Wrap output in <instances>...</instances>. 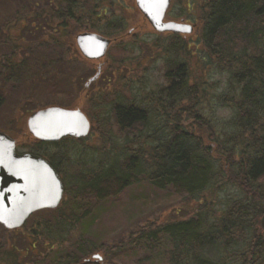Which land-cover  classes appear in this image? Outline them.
I'll return each instance as SVG.
<instances>
[{"label":"trees","instance_id":"obj_1","mask_svg":"<svg viewBox=\"0 0 264 264\" xmlns=\"http://www.w3.org/2000/svg\"><path fill=\"white\" fill-rule=\"evenodd\" d=\"M114 1L0 0V77L6 79L0 81L13 85L8 80L18 81L21 72L28 79L34 75L33 67L36 70L37 66L30 59L36 61L38 45L42 49H47L45 42L50 41L67 49L71 47L68 45H75L63 40L73 22L79 29L89 26L107 35L105 28L116 35L124 31L128 22L124 15H110L109 5ZM188 6L195 7L187 9L188 14L196 12L194 49L186 45L181 34L171 32L164 36L167 43L163 40L160 51L165 57V86L150 92L142 102L120 101L114 105V122L127 141L113 149V163L94 160L75 178V194L93 199L115 197L143 176L156 189H172L193 199L197 207L192 217L139 229L134 241L154 242L159 235L165 236L171 245L168 264H264V229L260 223L264 215V0H197ZM41 28L50 33L43 37ZM162 37L159 35L157 41H162ZM2 46L9 51L3 52ZM74 50L80 55L76 45ZM26 53L31 56L24 69L22 55ZM193 53L200 59L203 74L216 69L227 72L224 92H213L214 83L192 80L188 57ZM41 64L40 73L47 72V63ZM90 67V72L95 73L96 69ZM209 93L232 110L228 120H215L205 111L203 104L210 100ZM91 101L95 107L101 105ZM158 119L165 124L156 125L153 120ZM97 131L105 139L99 150L105 151L110 148L106 146L107 130L103 126ZM146 131L159 138L149 133L144 136ZM82 139L64 137L38 142L35 152L63 173L61 163H71V149H64L68 142L75 145L74 153L80 155L78 162L86 160L87 154L94 155L90 149H79ZM59 208L41 211L54 212ZM89 215L83 213L82 217L87 219ZM56 217L54 222H38L37 228L29 232L33 242L27 248L31 253L37 249L40 236L47 239L50 248L54 249L56 243L64 248L67 230L61 227L68 221L62 214ZM70 220L71 224L78 221L75 217ZM132 235L133 232L130 242H134ZM83 241L75 244L81 254L84 252L78 245ZM4 246L5 243L0 246V260L18 264L14 256L12 260L7 258V250L4 255L1 253ZM94 248L97 247L84 254ZM70 259L60 258L54 264H65Z\"/></svg>","mask_w":264,"mask_h":264},{"label":"rangeland","instance_id":"obj_2","mask_svg":"<svg viewBox=\"0 0 264 264\" xmlns=\"http://www.w3.org/2000/svg\"><path fill=\"white\" fill-rule=\"evenodd\" d=\"M204 0H201L203 2ZM197 0H171L164 20L189 21L194 26L191 34H182L186 40V45L194 49V39L196 27L193 14H188L187 9L196 4ZM107 3H105L106 5ZM198 7V6H197ZM196 7V8H197ZM110 15L123 14L127 19V26L124 31L114 33L107 28L103 32H97L92 27L77 28L73 23L70 24L68 37L64 38L65 43L71 41L75 44L74 35L79 32L87 31L101 34L112 39V43L107 49L106 54L100 59L86 60L81 54H76L75 45L67 49V46L54 44L55 41L45 42L46 48L38 45L36 61L30 59L37 67H33L34 75L24 77L23 72L15 79L0 81V129H5L16 139L19 149H37V142L28 132L26 121L31 112L36 109L49 105H59L68 108H79L91 122L92 131L88 137L79 141L78 147L81 150H92L94 155H86V160L79 159L74 153L75 145L66 144L70 150L69 164L61 163L62 176L66 179L67 190L61 207L54 211H40L32 215L25 223V228L8 231L0 226V246L5 243L2 252L8 251L7 258L15 260L18 264H54L57 259L77 258L82 256L88 249L98 245L101 253L106 256L112 264H168L169 251L171 245L169 240L162 235L154 241H144L137 239L136 233L139 229L154 227L159 223L176 221L192 217L195 213L197 203L181 194H177L172 189H156L145 177L137 178L134 183L125 188L115 197L105 199H93L78 197L75 194L78 182L76 177L81 176L94 160L99 163L106 161L113 163L116 159L113 149H119L126 138L120 134L114 122L113 107L118 102L135 103L142 102L148 98L150 92H157L166 84L164 78L165 57L161 54L160 44L167 43L164 36L169 32H158L150 24L144 13L137 7L135 0H115L109 5ZM184 21V22H187ZM91 25V24H90ZM92 26V25H91ZM100 29H103L101 26ZM79 29L77 32L76 30ZM107 29V30H106ZM40 31V30H39ZM43 37L50 33L49 29L41 28ZM114 33V36L111 34ZM38 35H41L38 33ZM159 35H163L162 41H157ZM52 36H55L52 34ZM57 36V35H56ZM34 41V40H32ZM35 43L34 45H36ZM159 44V45H156ZM33 45V46H34ZM193 45V46H192ZM3 52H8V47L2 46ZM46 50V51H45ZM49 50V52H47ZM2 52V53H3ZM42 52V53H41ZM40 54L45 57H41ZM27 55V56H26ZM24 57V69H27L25 61L31 53L22 55ZM33 56V55H32ZM197 54L188 57V67L192 80L198 78L201 82L207 81L208 84H216L212 91L224 92L228 86L227 72L221 73L216 69L215 72H205L199 66L200 59ZM64 59V60H63ZM28 62V60H27ZM30 62V61H29ZM40 62L47 65V72L40 73ZM41 64V65H42ZM98 64L103 68L102 75L88 88H85L88 78L93 74V70ZM44 66L42 68H44ZM1 79H5L0 77ZM100 93V94H99ZM209 101L203 104L208 115L212 114L215 120L225 121L231 116V109L224 106L220 99L209 93ZM94 102L101 103L99 107L93 106ZM146 102V101H145ZM213 119V120H214ZM156 125L165 124L164 120H153ZM155 125V128L158 126ZM107 130L108 147L105 151H100L102 140L98 135V128ZM143 133L147 135L149 132ZM168 130L164 133H166ZM155 137V133L150 132ZM159 138V137H158ZM127 141V140H126ZM80 145V146H79ZM68 146V148H67ZM117 146V147H116ZM77 150V149H75ZM96 150L100 152L96 154ZM101 160V161H100ZM84 161V162H82ZM88 166V167H87ZM83 213L90 214L87 219ZM62 216L68 221L63 223L62 230H67L64 234V248H60L58 243L54 244V249L50 248L47 239L40 236L37 249L31 255L33 238L29 232H33L38 226V222L49 220L54 222L56 215ZM77 218L78 221L71 224L70 219ZM90 226V227H89ZM87 231V232H86ZM133 232L134 242H130ZM55 239V237H53ZM83 239L82 245H78L83 250V254L78 251L75 244ZM43 241V242H42ZM84 244L88 247L85 248ZM58 246V247H57ZM26 248L28 250H26ZM56 248V250H55ZM59 251L63 253L58 254ZM4 255V253H3ZM10 262V260H9ZM8 261L0 260V264H10ZM66 262V261H64Z\"/></svg>","mask_w":264,"mask_h":264},{"label":"water","instance_id":"obj_3","mask_svg":"<svg viewBox=\"0 0 264 264\" xmlns=\"http://www.w3.org/2000/svg\"><path fill=\"white\" fill-rule=\"evenodd\" d=\"M135 3L158 32L190 34L193 30L190 24L164 20L170 0H135ZM110 43L111 39L93 32L76 35V45L88 59L103 57ZM27 125L30 133L43 141H57L65 136L84 137L90 130V121L81 109L61 106L33 112ZM63 192L62 180L44 158L17 153L14 139L0 131V224L3 227L19 228L33 212L56 208ZM260 223L264 229V215Z\"/></svg>","mask_w":264,"mask_h":264},{"label":"flooded vegetation","instance_id":"obj_4","mask_svg":"<svg viewBox=\"0 0 264 264\" xmlns=\"http://www.w3.org/2000/svg\"><path fill=\"white\" fill-rule=\"evenodd\" d=\"M2 130H4L5 132H8L5 129H2ZM18 151L19 152H25L27 150H21L18 148ZM59 174L61 175L60 172H59ZM61 177L63 178L62 175H61ZM94 246H96L98 248H94L93 250L89 251L88 253H86L80 257L71 258L69 260V262H67L65 264H112L110 262V260H108L106 258V256L101 253V248H99L98 245H94ZM32 254H34V251H32Z\"/></svg>","mask_w":264,"mask_h":264}]
</instances>
